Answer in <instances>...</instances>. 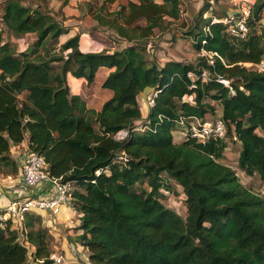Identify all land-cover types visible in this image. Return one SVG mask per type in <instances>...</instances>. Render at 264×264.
I'll return each instance as SVG.
<instances>
[{
  "label": "trees",
  "instance_id": "16d2710c",
  "mask_svg": "<svg viewBox=\"0 0 264 264\" xmlns=\"http://www.w3.org/2000/svg\"><path fill=\"white\" fill-rule=\"evenodd\" d=\"M48 1L0 0V173L18 170L11 149L28 139L51 176L75 181L81 243L93 264H264V196L220 162L226 141L175 142L172 133L181 116L214 113L208 99L215 100L227 136L240 142L239 169L264 184V72L246 65L264 59L257 27L264 2L254 4L244 38L201 15L183 34L193 38L198 63L160 65L147 59L148 41L180 17L182 0L90 2L88 13L112 31L99 33L96 44H86L84 33L64 40L67 29ZM59 1L66 20L72 0ZM5 33L37 40L18 52ZM201 48L218 53L215 66ZM101 68L111 70L102 87L113 95L97 110L70 93L67 73L91 85ZM204 68L229 79L234 92L215 79L190 88L188 72ZM146 87L159 93L147 128L134 130L144 119L139 96ZM124 129L128 136L117 139ZM171 178L186 194V218L162 201ZM20 234L35 247L36 264H53L39 214L26 215L21 233L11 223L0 228V264H29Z\"/></svg>",
  "mask_w": 264,
  "mask_h": 264
},
{
  "label": "built area",
  "instance_id": "2783aa9c",
  "mask_svg": "<svg viewBox=\"0 0 264 264\" xmlns=\"http://www.w3.org/2000/svg\"><path fill=\"white\" fill-rule=\"evenodd\" d=\"M254 5L246 2L239 12L229 14L223 18H212V23H221L226 26L227 33L233 38H244L249 32V21L254 18ZM206 32L210 33V28H206ZM206 40L203 41L205 43ZM153 45L148 44L147 49L152 50ZM201 54L206 57L209 65L215 66V56H218L217 52L208 51L205 48H201ZM248 67L257 69L264 72V59L259 63L251 65L246 63ZM251 65V66H250ZM190 78V88L197 87V81L202 80L204 82L211 81L213 79L220 81L226 86L231 87V81L217 74L215 71L204 68L200 72L190 71L188 72ZM233 91V89H232ZM234 92V91H233ZM159 91L155 90L150 93L145 101L147 114L134 127V130L144 131L147 125L150 123L148 113L155 105V98ZM194 96V95H193ZM177 136L196 139L198 141L209 140H226L227 139V127L222 118V113L216 116H181L176 121L175 129L172 131ZM129 134L128 130H121L117 133L116 138L119 140L125 139ZM20 177L22 181L30 186L40 184L41 182H50L55 186L56 193L50 197H26L12 201L7 206H0V228H3L11 223L16 228H23L24 220L27 214H38L45 210H51L53 213L58 214L63 206H72L74 202L73 192L75 190V181H63L61 178H55L47 171V163L45 157L37 151L31 150L29 146L25 149L23 158L20 163ZM264 193V190H263ZM50 258L53 264H67L66 258L62 253H52Z\"/></svg>",
  "mask_w": 264,
  "mask_h": 264
},
{
  "label": "crops",
  "instance_id": "0c3cea01",
  "mask_svg": "<svg viewBox=\"0 0 264 264\" xmlns=\"http://www.w3.org/2000/svg\"><path fill=\"white\" fill-rule=\"evenodd\" d=\"M71 2H72L71 5L67 9H65L66 15L69 16L65 20V22H69L72 25H77V23L83 22L84 24H89L94 27L98 24L97 21H95L92 18V16L88 13V7L90 6L89 3L94 2V0H72ZM246 2H249L254 5L257 2V0H182L181 15L177 20H173V23L171 24L170 28H172L174 25H182L183 27L186 28L195 26L198 18L201 15H203L202 18H209L211 20L214 17L215 18L226 17L229 14L239 12L241 7ZM120 3L127 4L128 0H125V2L124 0H120ZM79 4H82L83 7L82 12L81 11L79 12V8H78ZM257 27L259 28V31L264 30V7L260 12V19L258 20ZM170 28L167 31L154 35L148 41L149 42L148 44L150 43L152 44L153 39L157 38L163 33L168 32ZM66 29H67V34L65 35L64 40L68 39L69 37H73L78 33L80 34L84 33L86 35L85 37L88 38L85 41L86 44H90V43L96 44L100 40L99 29L81 31L75 26L70 30L68 28ZM191 39L193 40L192 37ZM161 42L162 44L165 45L167 44V46L165 47H168L171 44L167 41H161ZM124 46L125 44L123 45V47ZM168 49H172V47H169ZM170 51H169V55L171 56V58H167V59L165 58V50L163 55L161 51L159 52V49L155 50V48H152V50L149 51V55L151 56V58H154V56L156 57L157 55L160 57V59H165L164 62L163 61L160 62V60L157 59L160 65H163L167 60L180 61L177 58L176 50H174L175 53ZM99 71L100 73H102L101 78H104L105 80V78L108 76L111 70L107 68H101ZM112 95L113 92L111 90L102 88L99 89L97 95H93V99L91 101L88 99L85 100L87 101L89 107L99 110L101 109L103 103L107 99H109ZM143 98L145 100L144 95ZM142 112L144 118L147 114V109H145V112L142 110ZM139 121L141 120H137L135 123H138ZM28 146H29L28 139L23 141L21 144L13 145L10 155L17 162L18 170L16 172H12L8 170L6 172L0 173V206L2 207L7 206L9 203H11L16 199L34 197V196L50 197L55 195L56 193L55 186L52 185L50 182H41L40 184L30 186L22 181L20 177V163L23 158L25 149H27ZM38 214L42 217L44 227H47L50 233L51 230H53L56 235L58 234L60 235L59 239L61 240V243L59 244V247L58 245L56 246L59 249L58 252L64 254L67 264H83L82 262H80V259L76 256L79 254L74 253L75 250L71 245L73 243L72 235L75 234V231L77 230L80 233V235L82 234V230L78 228L82 221L81 220L82 213L79 212L77 207L75 205L74 206L65 205L58 214L53 213L51 210H45ZM87 257H90V254H88Z\"/></svg>",
  "mask_w": 264,
  "mask_h": 264
},
{
  "label": "rangeland",
  "instance_id": "374dc122",
  "mask_svg": "<svg viewBox=\"0 0 264 264\" xmlns=\"http://www.w3.org/2000/svg\"><path fill=\"white\" fill-rule=\"evenodd\" d=\"M125 2V0H124ZM258 3H263V0H257ZM61 5V1L59 0H49L48 4L46 7L54 14V16L62 22V25L65 28H68L69 30L72 29L74 26L77 27L78 29L82 30H95L99 29L100 33H102V36H110L112 35V31L106 29L103 26H99L98 24L94 27L89 24H84L83 22L77 23V25H72L69 22H65L64 19H62V15L59 12ZM82 25V27H81ZM189 28L183 27L182 25H174L170 30L166 33L161 34L157 38L153 39V48L155 50L159 49V52L161 51L162 54L164 55V50H165V58H171L169 55L170 52H174L176 50L177 53V58L180 61L186 62V63H198V58L200 56L199 52L194 48L193 45V40L191 37L183 36V34H187V30ZM167 36V37H166ZM5 40H8L11 42L16 50L18 52H21L25 50L26 45L25 43H33L37 40V37L35 34H29L25 37H16L14 35L9 36L7 33L4 34ZM161 41H167L170 44V46H167V44H162ZM51 45H55V42H52ZM169 47H172V49H168ZM174 48V50H173ZM41 54L43 53V50L40 52ZM175 53V52H174ZM201 53V52H200ZM146 57L149 59V61L155 59L160 60V62H164L165 59H160L159 56L156 55L154 58H151L149 55V50L146 52ZM251 65H254L253 63H249ZM250 65V66H251ZM102 77V73H97L96 76V82L91 85L88 84V81L85 78H77L72 71H69L67 73V85L69 86L70 93L72 95H79L83 99H88L92 100L93 95H97V92L99 89H102L103 87L101 86L104 78ZM105 89V88H103ZM139 101L142 110L145 112V100L143 98V93L139 96ZM209 102L215 105V112L214 113H208L207 115L209 117L216 116L222 113V105L216 102L215 100L208 99ZM174 140L175 142H182L184 139L182 136H177V134L174 133ZM226 141V149L224 151V156L222 159H220V162L231 166L234 168L239 176L240 181L242 182L243 185L246 187L252 189L253 191L262 194L264 196L263 190H264V184L262 183L260 177L258 175L254 176H248L246 175L242 170L239 169L238 167V159H239V154L241 150L240 142L233 140L231 137H227ZM169 183V187H164L162 189V201L164 204L175 211H177L181 216L186 218L187 216V206H186V194L184 193L183 187L179 184L176 183L174 179H169L167 181ZM74 206V205H73ZM42 226L44 227V223L42 221ZM47 230L48 234V242H49V248L52 251V253H61L58 252L59 249V244L61 243V240L59 239L60 235H56L53 230H51V233L47 227H44ZM19 231L21 233L22 229L19 228ZM72 235V234H71ZM73 238V243L71 244L73 246V249L75 250V254L79 259L80 262L83 264H93L90 260L89 257H87L88 254H90L89 250L86 249V247L81 243V238H80V233L76 230L75 234L72 235ZM20 239L23 243H25L28 246L29 249V257H28V263L29 264H36L33 253H34V246L30 245L26 241H24V236L23 234H20ZM58 245V247L56 246ZM64 255V254H63Z\"/></svg>",
  "mask_w": 264,
  "mask_h": 264
},
{
  "label": "water",
  "instance_id": "95a60500",
  "mask_svg": "<svg viewBox=\"0 0 264 264\" xmlns=\"http://www.w3.org/2000/svg\"><path fill=\"white\" fill-rule=\"evenodd\" d=\"M156 90L155 87H146L143 91V95L145 97V101H147V97L150 93L154 92Z\"/></svg>",
  "mask_w": 264,
  "mask_h": 264
}]
</instances>
